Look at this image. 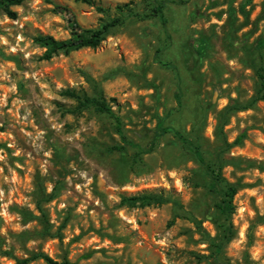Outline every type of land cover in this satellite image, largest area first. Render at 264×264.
I'll return each instance as SVG.
<instances>
[{"label": "rangeland", "instance_id": "rangeland-1", "mask_svg": "<svg viewBox=\"0 0 264 264\" xmlns=\"http://www.w3.org/2000/svg\"><path fill=\"white\" fill-rule=\"evenodd\" d=\"M12 9L15 18L0 11V264L37 253L78 264H264V0ZM69 17L82 28L120 21L98 47L46 58L36 36L69 38ZM67 89L104 99L122 129ZM160 126L169 130L157 136ZM176 131L240 184L230 218L218 207L224 183ZM148 193L183 207L120 204Z\"/></svg>", "mask_w": 264, "mask_h": 264}, {"label": "trees", "instance_id": "trees-1", "mask_svg": "<svg viewBox=\"0 0 264 264\" xmlns=\"http://www.w3.org/2000/svg\"><path fill=\"white\" fill-rule=\"evenodd\" d=\"M23 0H0V11H3L6 13L9 17L15 18L17 16V12L12 9V6L21 4ZM87 1L89 3H92V0H83ZM56 11L62 14H66L68 9L63 6H56ZM120 19H114L110 21L107 26L101 27V28H82L79 26L73 17H69V26L71 28V35L69 38L66 39H56L55 37L51 35H38L36 36V41L40 43L41 46L45 48V57L46 58H52L53 56L57 55L60 52L69 53L73 50H77L83 47H92L96 48L98 47L102 40L104 39V35L108 27L115 25L118 23ZM165 20H163V23L165 24ZM257 77L259 79L260 88L259 92L264 93V62L262 61L259 68L256 70ZM66 94L71 97H75L79 100H81V103H83L84 106H96L100 111L107 113L109 116L113 118V120L117 123V126L119 129L121 128V117L115 114V112L112 110L110 106L107 105L106 101L104 99L100 98H93L90 97L86 92L82 91L80 93H77L75 90L67 89ZM258 99H262L264 96H260ZM247 107H241L238 108V110L245 109ZM159 132L156 134L157 136H161V133H166L169 128L165 126L159 127ZM175 135L177 138L190 145V148L192 149L196 160L204 166L206 175L214 179L216 181H220L224 183V192L223 197L221 198L219 202V209L221 213L227 217L230 218L232 214L235 212V205H234V197L237 194V192L240 189V184L232 183L228 181L222 173V170L224 168V163L221 161V159H213L211 157H208L204 154L201 147L199 145H196L192 142H190L187 137H185L180 132L176 131ZM242 137H238L235 139L233 143H239L241 141ZM228 143V142H227ZM141 152H148L147 150H144L140 148ZM152 203H173L175 206L183 207L182 202L179 199L165 196L162 193H148V194H142V195H135V196H123L121 198L120 204L125 205L128 207H135L138 205H149ZM38 209L43 213V209L41 206H38ZM230 237V235L228 236ZM36 258H42L45 260L47 264H78L75 261H70L68 259H65L63 261H58L51 257L48 254L45 253H37L33 255L31 258H25V259H17L18 263L24 264L27 263L31 259ZM160 264V263H156Z\"/></svg>", "mask_w": 264, "mask_h": 264}]
</instances>
